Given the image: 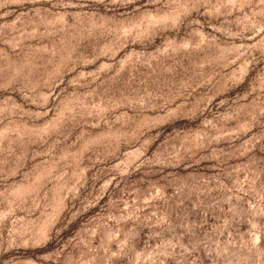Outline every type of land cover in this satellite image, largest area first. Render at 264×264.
Returning <instances> with one entry per match:
<instances>
[{"label": "rangeland", "instance_id": "1", "mask_svg": "<svg viewBox=\"0 0 264 264\" xmlns=\"http://www.w3.org/2000/svg\"><path fill=\"white\" fill-rule=\"evenodd\" d=\"M0 264H264V0H0Z\"/></svg>", "mask_w": 264, "mask_h": 264}]
</instances>
